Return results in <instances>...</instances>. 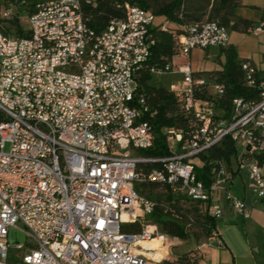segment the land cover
<instances>
[{"label":"built area","instance_id":"2783aa9c","mask_svg":"<svg viewBox=\"0 0 264 264\" xmlns=\"http://www.w3.org/2000/svg\"><path fill=\"white\" fill-rule=\"evenodd\" d=\"M98 3L3 0L0 6L3 19L23 13L28 33L0 30V264L160 263L164 257L155 259L143 241L166 235L151 218L156 201L139 193L138 182L168 186L216 220L225 205L235 216H251L252 203L232 192L236 178L252 201H264V69L242 61L255 96L232 97L224 112L223 84L197 76L188 58L193 48L226 47L227 27L208 18L174 24L124 1L122 16L95 31L83 6ZM262 28L264 21L253 31ZM154 30L172 35L174 54L150 73L182 75L168 89L188 118L185 128L163 129L170 154L162 157L137 152L154 142L138 92ZM201 89L209 96L196 97ZM224 137L235 150L216 162L206 184L194 160ZM152 162L159 167H139ZM11 233L22 239L11 243ZM210 238L219 242L215 229Z\"/></svg>","mask_w":264,"mask_h":264},{"label":"trees","instance_id":"16d2710c","mask_svg":"<svg viewBox=\"0 0 264 264\" xmlns=\"http://www.w3.org/2000/svg\"><path fill=\"white\" fill-rule=\"evenodd\" d=\"M2 1L0 0V6ZM124 1L150 9L156 15H162L174 24L181 25L199 21L195 15L192 16L190 14L189 16L192 18H189L187 13L182 12L184 0H169L157 5L154 10L151 9L147 0H99L95 8L83 6L86 24L95 31L100 30L110 18L122 16V10L118 7V4ZM240 5V0H213L211 3H208V6H210L209 15L212 17L210 19L219 22L227 27V29L247 33L248 30L255 29V23L235 15V8ZM6 23L13 29L14 35L12 36H26L28 34L20 28L17 17L0 18V30L8 34V25L6 26ZM153 37L154 43L150 47V57L138 79V92L144 96L145 104L148 106V112H146L144 118L152 126L154 142L150 148L141 150V154L148 157H162L170 154L163 129L171 126L178 129L185 128L188 123V118L177 110L175 97L168 88L150 84L153 78V74L150 73V68L162 67L174 54V44L170 33L154 30ZM221 51L225 55L223 68L210 75H205V77L208 80V84L212 81L223 84L224 93L219 98L218 107L226 112L230 108L232 97H254L255 91L244 82V73L241 68V63L244 60L237 57L235 48L227 45L226 47H221ZM195 96L198 98H206L209 94L206 92V89H201ZM149 113H152V115ZM234 150L235 148L231 139L224 137L219 144L200 153L198 156L200 163L195 165L197 178L208 184L216 169V162L221 159L228 160ZM139 167L142 171L147 172L150 169L159 167V164L152 162L149 164H141ZM146 184L154 185L157 183L138 182L135 184V188L139 193L154 200L153 194L150 192L145 193L144 189L146 188ZM164 187L168 193L166 198L171 201L173 192L168 186ZM170 206L171 209L169 211H164L163 208L156 205L151 215L152 221L158 225L160 232L163 234L182 240L187 239L189 232L185 227V223L181 220L182 214H178L180 213L179 207L174 203H171ZM202 216V225L210 229H215L216 219L207 215L205 207ZM138 227V225H131L132 230H138Z\"/></svg>","mask_w":264,"mask_h":264},{"label":"crops","instance_id":"0c3cea01","mask_svg":"<svg viewBox=\"0 0 264 264\" xmlns=\"http://www.w3.org/2000/svg\"><path fill=\"white\" fill-rule=\"evenodd\" d=\"M264 0L243 1L235 8V15L253 21L255 28L261 24ZM261 21V22H260ZM254 30V29H253ZM228 29V45L235 48L237 57L249 60L264 69V28L258 31ZM179 60V59H178ZM188 62L193 72L200 77L220 71L225 62V55L220 47L193 48ZM174 76L167 85L181 79L180 73H168ZM208 81V80H207ZM237 179V180H236ZM231 186L236 195L244 197L253 205L251 216L243 219L235 216L225 205L221 218L216 220L215 230L219 242L208 236L194 245V264H262L264 263V201H252L242 189V181L236 178ZM234 228L235 238L223 237V230Z\"/></svg>","mask_w":264,"mask_h":264},{"label":"rangeland","instance_id":"374dc122","mask_svg":"<svg viewBox=\"0 0 264 264\" xmlns=\"http://www.w3.org/2000/svg\"><path fill=\"white\" fill-rule=\"evenodd\" d=\"M151 6V9H155V7L163 2L169 0H147ZM213 0H184V5L182 7L183 13H187L188 16L191 14L198 17L199 20L202 19H210L209 10L210 6L208 3H211ZM246 1L250 2L252 0H240V3ZM18 18V24L21 29H26V17L22 13ZM189 18H192L189 16ZM261 21H264V8H262ZM260 21V22H261ZM8 25L7 23L5 24ZM7 32L9 35H14L13 29L11 26H7ZM174 76L168 73H161L153 75L150 84L154 86H162L168 88L167 83L170 80H173ZM8 149V144L5 146V150ZM178 151V149H177ZM141 154V150L137 151ZM197 164H199V160H194ZM237 180V179H236ZM140 183V182H139ZM145 183V182H144ZM145 193L153 194V198L156 201L158 207L163 208L164 211H169L171 208V203H174L179 207L180 213L182 214L181 220L185 223V227L189 232V236L187 239H179L176 237H170L168 235L165 236L167 239L166 245L167 250H162L160 255L164 257V260H161L158 264H194L195 250L193 249L194 245L200 242L201 240L207 238V236L211 235V232L214 229H210L202 225V218L204 214V205L203 204H195L194 202L188 200L183 195L179 193H172L171 201L166 198L168 193L165 190V187L162 185H148L146 184V188L144 189ZM232 192L235 191L232 189ZM234 228H228L223 230V237L226 238H235ZM22 239L20 233H11L10 234V242L14 243L15 241H19ZM166 241V240H165ZM11 254H14V250L10 251ZM264 264V263H262Z\"/></svg>","mask_w":264,"mask_h":264},{"label":"bare ground","instance_id":"6f19581e","mask_svg":"<svg viewBox=\"0 0 264 264\" xmlns=\"http://www.w3.org/2000/svg\"><path fill=\"white\" fill-rule=\"evenodd\" d=\"M163 238H154V239H150V240H145L143 241V245L152 251L150 254L155 258L160 260L161 258H163L162 255H160V253L162 252V250H167V239L166 241H164Z\"/></svg>","mask_w":264,"mask_h":264}]
</instances>
